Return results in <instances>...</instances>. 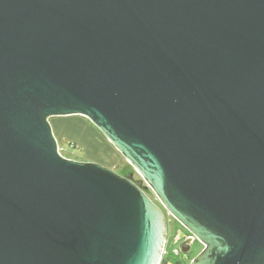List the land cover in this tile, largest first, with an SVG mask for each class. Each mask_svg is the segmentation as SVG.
Here are the masks:
<instances>
[{
  "label": "water",
  "instance_id": "1",
  "mask_svg": "<svg viewBox=\"0 0 264 264\" xmlns=\"http://www.w3.org/2000/svg\"><path fill=\"white\" fill-rule=\"evenodd\" d=\"M86 119L156 198L63 158ZM264 264V0H0V264Z\"/></svg>",
  "mask_w": 264,
  "mask_h": 264
},
{
  "label": "rangeland",
  "instance_id": "2",
  "mask_svg": "<svg viewBox=\"0 0 264 264\" xmlns=\"http://www.w3.org/2000/svg\"><path fill=\"white\" fill-rule=\"evenodd\" d=\"M50 125L57 142L58 152L63 158L78 162H92L106 168L110 167L122 177L133 174V182L145 190L148 197L160 207L154 195L149 189H145V184L135 174L132 167L95 129H89L85 121H78L73 118H54L50 120ZM164 214L168 232L166 236L167 245L164 248L162 258L167 257L168 264H174L178 259L169 253L173 239L172 229L177 224L166 212ZM200 250L201 245L195 246L192 255L197 254Z\"/></svg>",
  "mask_w": 264,
  "mask_h": 264
},
{
  "label": "flooded vegetation",
  "instance_id": "3",
  "mask_svg": "<svg viewBox=\"0 0 264 264\" xmlns=\"http://www.w3.org/2000/svg\"><path fill=\"white\" fill-rule=\"evenodd\" d=\"M162 212L163 214L165 213L163 210ZM175 223L177 224V226L175 225L172 229L173 239H172L169 255H173L177 257L178 260L174 264H190L191 261L200 253L203 247L201 246V250L197 254L192 255V253L194 252V247L201 244L196 239H194L192 235L188 233L176 221ZM167 232H168V226L166 224V236H167ZM166 245L167 242L165 239V246ZM164 262L165 264H168L167 257L164 258Z\"/></svg>",
  "mask_w": 264,
  "mask_h": 264
},
{
  "label": "trees",
  "instance_id": "4",
  "mask_svg": "<svg viewBox=\"0 0 264 264\" xmlns=\"http://www.w3.org/2000/svg\"><path fill=\"white\" fill-rule=\"evenodd\" d=\"M81 118V117H80ZM87 124H88V126H89V129L91 128V129H95L86 119H84V118H82ZM96 130V129H95ZM96 132L100 135V136H102L97 130H96ZM144 192H145V190H144ZM145 194H146V192H145ZM147 195V194H146ZM148 196V195H147ZM160 264H165V262H164V258H162L161 259V261H160Z\"/></svg>",
  "mask_w": 264,
  "mask_h": 264
},
{
  "label": "crops",
  "instance_id": "5",
  "mask_svg": "<svg viewBox=\"0 0 264 264\" xmlns=\"http://www.w3.org/2000/svg\"><path fill=\"white\" fill-rule=\"evenodd\" d=\"M69 118H73V119H76V120H78V121H84L82 118H80V117H69ZM86 123V122H85ZM86 125L88 126V124L86 123ZM89 127V126H88ZM107 168H109L110 169V167H107ZM113 171H114V169H113Z\"/></svg>",
  "mask_w": 264,
  "mask_h": 264
}]
</instances>
